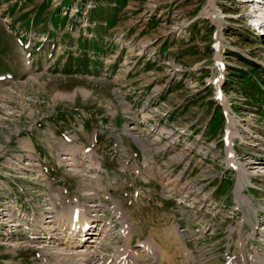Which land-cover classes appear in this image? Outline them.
Listing matches in <instances>:
<instances>
[{
    "label": "rangeland",
    "instance_id": "rangeland-1",
    "mask_svg": "<svg viewBox=\"0 0 264 264\" xmlns=\"http://www.w3.org/2000/svg\"><path fill=\"white\" fill-rule=\"evenodd\" d=\"M59 192L102 264H264V0H0V264L61 256Z\"/></svg>",
    "mask_w": 264,
    "mask_h": 264
},
{
    "label": "bare ground",
    "instance_id": "bare-ground-1",
    "mask_svg": "<svg viewBox=\"0 0 264 264\" xmlns=\"http://www.w3.org/2000/svg\"><path fill=\"white\" fill-rule=\"evenodd\" d=\"M228 125L229 126L231 125L230 120H229ZM229 126L227 127V132L229 134V141L232 143L233 141H232V139H230L231 128ZM66 158L67 157H64V159H66ZM249 174H250V172H247L246 170L243 172H240L239 173V182L235 188L237 198L239 199V201L242 199L241 201L242 202L244 201L243 202L244 204H245V199L239 198L238 195L240 193L241 184L244 182V180H246L249 177L248 176ZM59 193L61 194V192H59ZM62 199H63L62 194H61L60 198H51L50 205L47 209V211L50 213L48 215V217H50L49 221H52L53 223H55L56 226H54L52 230L47 231V232H45V234H43V237L46 238V241L51 239L52 241H50V242H54V241L56 242V240L52 239V238H56V239L60 240V239H62V237L64 238V234L66 233L65 234L66 237L64 238L65 239L64 249H62L61 251L52 252L53 256L55 258H56V255L57 256L61 255L60 257H65L66 260L64 259L63 264H66V262H68V260H72L73 262H77L76 264H88V263H90V264H96V263L102 264L104 262V260H102V256L100 254L98 256H95L96 253L93 252L92 249H90V246H93V245H90L89 243L91 241H95L94 240L95 237L97 240L95 242H97V244L100 242L101 234L103 232L104 226H102V224L100 223L101 221L97 215L94 214L92 219L87 216V213L89 211L98 212L97 208H99V204L95 200L85 197L84 200H86V202H89L88 205L84 206L82 203H78L74 207L69 208L66 206V204H64ZM78 200L80 201V198H78ZM110 207H111V210H113V212H115V213L121 212L120 208L117 205L116 206H110ZM119 216H120V219L118 218ZM108 217L110 218L111 223H113V224H117V223L120 224V221L123 222L122 226L119 225V227H118V231H119L118 234H119V236L124 237L127 242H130V238L133 237V235L135 234V232H133V231H135V229L130 224L126 223L125 218L122 220V212H121V214H117L114 217L115 219H117L119 221L112 220V217L110 215H108ZM9 219H12V218H9ZM126 219L128 220V218H126ZM13 221L14 220L9 221L10 222L9 226H13L15 224V223H13ZM57 221H59V223H57ZM98 221H100V222H98ZM14 226L17 227L18 225H14ZM120 227H121V229H120ZM42 228L47 229V226L43 225ZM94 228H96V229L94 230ZM97 229H99V230L102 229V231L99 232V231H97ZM41 231H44V230H37V233H39ZM152 239L157 245H159V244L161 245L160 239H155L154 237ZM50 242H48V243H50ZM147 242L148 241H143L142 243H139V245L141 246V248H143L145 254L146 253L149 254L148 258L151 257L156 262L162 261L163 259L161 260L159 258L158 251H160V254L162 255L161 252H164L163 246L161 245L162 249L160 248V246L159 247L156 246V248H155L154 245L147 243ZM135 244H137V243H135ZM125 245H126V242L123 241L122 245H120L118 248L115 249V250H117V253H118L116 255L117 264H141L140 262L135 263V261H134V259H137V257L141 260V258L139 257L138 254H136V252L135 253L133 252L134 253V255H133L131 250H128L127 248L126 249L121 248V247H124ZM43 246H45V245H43ZM178 246H179L178 241H176L174 244L173 252H176V248ZM77 247H80V249L83 248L85 250H83V251H81L80 249L78 250ZM157 247L159 248V250ZM43 253H47V252L43 251ZM122 257H123V259H122ZM58 259L54 260L51 263L46 262L45 264H62V262H61L62 259L61 260H58ZM238 259H239V264H245L241 258H238ZM170 260H172V259H170ZM69 262H71V261H69ZM110 263H112V262H110ZM251 263L257 264V263H255V261H252V260H251ZM260 263L263 264L262 262H260ZM226 264H236V262H227Z\"/></svg>",
    "mask_w": 264,
    "mask_h": 264
}]
</instances>
